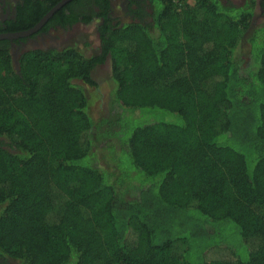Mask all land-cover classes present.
<instances>
[{
	"label": "trees",
	"instance_id": "trees-1",
	"mask_svg": "<svg viewBox=\"0 0 264 264\" xmlns=\"http://www.w3.org/2000/svg\"><path fill=\"white\" fill-rule=\"evenodd\" d=\"M59 1L36 0L11 30ZM150 1L144 25H111L107 0H72L48 19L101 16L102 56L31 51L16 74L0 42V264H264L255 0ZM83 3L99 12L85 16ZM105 55L113 87L93 120L84 86L96 85L91 71Z\"/></svg>",
	"mask_w": 264,
	"mask_h": 264
},
{
	"label": "flooded vegetation",
	"instance_id": "flooded-vegetation-1",
	"mask_svg": "<svg viewBox=\"0 0 264 264\" xmlns=\"http://www.w3.org/2000/svg\"><path fill=\"white\" fill-rule=\"evenodd\" d=\"M36 0H0V35L3 34H14L21 31H12L11 29L15 27L18 22V18L27 16L25 13L27 8L31 7ZM108 10L105 13V20H108L111 25L114 24H125L130 22H136L141 24L151 23V1L150 0H107ZM220 4L224 6H241L245 0H217ZM83 8L86 12L85 16L90 15L91 12L88 11L90 8L93 9L95 13L99 12L98 6L95 3L92 5H85L83 3ZM76 11V10H75ZM264 16V0H255V8L253 11V16L250 19V27L257 25L262 21ZM261 20V21H260ZM48 22V21H47ZM45 23L39 30L23 38H16L11 40L1 39L0 42H6L8 47V53L10 59L12 55L16 56L17 60L24 53H29L31 51H48V50H60L65 48L64 43L73 40L76 36L78 38V29L75 31V27L82 28L85 31L84 40H88L93 45L94 52L89 57L102 56L100 33L99 30L104 24V19L101 16L89 17L87 22H75L73 24L61 25L58 22L55 23ZM33 27V26H32ZM31 27V28H32ZM30 29V28H29ZM28 30V29H27ZM109 57L105 55L103 61L97 64L93 68L92 72L96 68H101L108 65ZM12 62V61H11ZM12 65V63H11ZM13 68V65H12ZM14 70V68H13ZM92 77V76H91Z\"/></svg>",
	"mask_w": 264,
	"mask_h": 264
},
{
	"label": "rangeland",
	"instance_id": "rangeland-1",
	"mask_svg": "<svg viewBox=\"0 0 264 264\" xmlns=\"http://www.w3.org/2000/svg\"><path fill=\"white\" fill-rule=\"evenodd\" d=\"M192 2L189 1L188 4H191ZM262 21H264V16L261 18ZM261 21V20H260ZM75 31L79 32L78 38L76 36L73 40L68 41L67 43H64L65 47H71L73 49H76L79 51L83 56H91L94 52L93 50V45L88 42V40H84L85 38V31L82 28L75 27ZM244 44V43H243ZM240 50H237L238 53L242 56L244 59L246 57L247 51L245 50L244 47H240ZM109 63L108 65L101 67V68H96L92 72V80L95 82L94 87H86L84 86L85 89V94H86V101H87V108L86 112L88 113L89 117L93 120L99 119L102 116H105L107 113V100H108V95L110 93V90L113 87V84L109 78ZM80 84V82H76ZM147 112H154L158 116H165L166 121H176V117L174 118L171 115H168L162 111L159 110H144ZM155 114V115H156ZM97 153H100L97 151ZM140 174V173H139ZM142 176V174H140ZM143 177V176H142ZM229 237V241L235 245L234 248L236 249L238 254H243L244 250L242 248V243L240 238L236 237ZM241 243V245L239 244ZM173 254V253H172ZM174 254L176 256H179L181 254V246L178 245L175 248ZM244 257V256H243ZM7 264H17L13 260H7Z\"/></svg>",
	"mask_w": 264,
	"mask_h": 264
},
{
	"label": "water",
	"instance_id": "water-1",
	"mask_svg": "<svg viewBox=\"0 0 264 264\" xmlns=\"http://www.w3.org/2000/svg\"><path fill=\"white\" fill-rule=\"evenodd\" d=\"M70 1H72V0H60L48 12H46L32 28H30L26 31L19 32V33L0 35V40L1 39L11 40V39H16V38H23V37L28 36L32 33H35L37 30H39L48 21V19L56 11H58L61 7H63L65 4L69 3ZM11 61H12L11 63L13 65L15 73L18 74L19 73V67H18V62H17L16 56L12 55Z\"/></svg>",
	"mask_w": 264,
	"mask_h": 264
}]
</instances>
